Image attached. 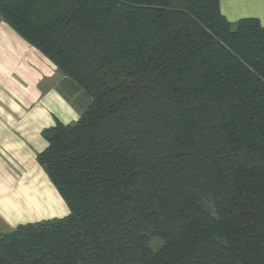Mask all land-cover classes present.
<instances>
[{
  "label": "trees",
  "instance_id": "trees-1",
  "mask_svg": "<svg viewBox=\"0 0 264 264\" xmlns=\"http://www.w3.org/2000/svg\"><path fill=\"white\" fill-rule=\"evenodd\" d=\"M220 2L0 0L82 109L39 156L70 214L0 264H264V27Z\"/></svg>",
  "mask_w": 264,
  "mask_h": 264
},
{
  "label": "crops",
  "instance_id": "crops-1",
  "mask_svg": "<svg viewBox=\"0 0 264 264\" xmlns=\"http://www.w3.org/2000/svg\"><path fill=\"white\" fill-rule=\"evenodd\" d=\"M220 9L231 23L255 18L264 27V0H221ZM59 77L55 64L0 18V235L70 214L39 161L45 130L74 125L82 114Z\"/></svg>",
  "mask_w": 264,
  "mask_h": 264
},
{
  "label": "rangeland",
  "instance_id": "rangeland-1",
  "mask_svg": "<svg viewBox=\"0 0 264 264\" xmlns=\"http://www.w3.org/2000/svg\"><path fill=\"white\" fill-rule=\"evenodd\" d=\"M57 71L61 75V77H59L57 79V81H58L57 82V85L61 86L62 88H65V90H67L68 92L71 91L70 86L68 85L69 84L68 79H66L64 77V75L62 74V72L60 70H58V68H57ZM71 92H73V91H71ZM152 244H153V246H154L155 249L158 248L159 243L156 240Z\"/></svg>",
  "mask_w": 264,
  "mask_h": 264
}]
</instances>
